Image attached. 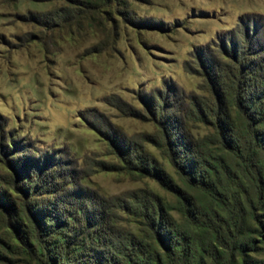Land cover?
<instances>
[{
	"label": "rangeland",
	"instance_id": "1",
	"mask_svg": "<svg viewBox=\"0 0 264 264\" xmlns=\"http://www.w3.org/2000/svg\"><path fill=\"white\" fill-rule=\"evenodd\" d=\"M260 73L264 0H0V264L64 261L54 244L74 264L166 255L159 212L183 263L243 264L255 239L264 264V150L237 97L257 99ZM185 160L207 164L202 186Z\"/></svg>",
	"mask_w": 264,
	"mask_h": 264
},
{
	"label": "trees",
	"instance_id": "2",
	"mask_svg": "<svg viewBox=\"0 0 264 264\" xmlns=\"http://www.w3.org/2000/svg\"><path fill=\"white\" fill-rule=\"evenodd\" d=\"M257 80L260 82V85L258 86L259 90H257V91L255 90L257 93L256 94L257 99H255V101L253 99H250V98H244L243 99L239 93L237 95L238 103H239L240 107L242 108L240 110V113L238 114L240 121L242 122L241 129L246 131L247 140H248V142H246V143L248 144L250 151H252V149L253 150H258V149L264 150V130H262L261 132L257 131L258 127H262L264 129V75H263V73H260L257 76ZM251 97H252V94H251ZM249 102L250 103L256 102V106L254 108L249 106L250 107L249 108L248 107ZM245 108L247 110H245ZM251 113H256V114H254V116H253ZM233 139H234V141L232 142V144L229 143V144H226L225 146H227V148L231 150V151H229V153L230 152L231 153L237 152V154H238L240 142L235 140V138H233ZM246 143H244V144H246ZM255 146H257V147H255ZM254 147H255V149H254ZM197 155H199V154H197ZM200 155H202V154H200ZM205 157L206 156H204L202 158L204 159ZM184 162H185V164L182 165L179 170L182 173H185V175H188L187 177H190L188 179L190 184L192 183L193 186H197V187L202 186L203 185V179H204V173L202 172V170H203L202 167L204 166L206 168L205 165H207V164H204V162L199 161L198 165L196 167H194L193 162L189 163V162H186V160ZM209 162L212 163V165H214L213 163H215V162L218 163V161H216V160L214 161V158H212ZM2 198H5V197L2 196ZM180 202L182 203V201H180ZM5 205L8 206L9 203L6 202ZM34 206L32 207V215H33V217H35V221H36L34 224L36 226L39 223L44 225V220L48 216L46 214H44L43 211L39 210L37 205L35 207ZM262 215L264 217V214H262ZM13 217L15 218L14 215H13ZM167 217L168 216L166 214H162L159 212V216L157 214H154L152 216L151 223H150V227L152 228L151 237H153V239L155 241H157V243H159V245L165 247L166 255H162L155 248L151 249L149 244H146L145 242H143V243H135L134 244L132 258H129L127 260H125V259L122 260L120 258L119 255H122V253L118 248L116 250V252L118 254H116L114 256L116 258L118 257L119 260H117V261H111V258H106L105 255H101V253L95 252L93 255L87 256V258H86L87 261L85 264H205L202 259L198 260L195 263L190 262L189 253L187 254V261L188 262H186V263L182 262V257H183L182 255L185 253L186 249L188 248L187 246L189 244V241H188V238L186 237V235H184L183 233H181L178 230L177 226L170 224L168 222ZM260 218H262L261 215L257 216L258 221L260 220ZM34 224H32L31 226L34 227ZM57 224H60V222H57ZM169 225H172V226H169ZM56 241H57V239H56ZM72 241H75L73 245H76V246H74L75 248H72V249H74L75 251H79V254H81L82 244H77L78 242H76V241H78V240H76V237H72V238L66 237L65 244L69 245ZM255 242H256V240L253 239L251 242L247 241V242H244V244L240 245V248H239L240 254L244 259L243 264H250V262H249V260L251 259L250 253L257 251ZM54 243H56V242H54ZM53 248L55 249L54 250L55 252L59 251V252H61V255L66 257V259L64 261L59 260L58 263H56V264H74L73 262H71L72 260H69V259L74 258L77 254L76 253L68 254L69 253L68 246L64 245V246H60V248H58L57 245L54 244ZM56 258H57V255H55L53 257V259H56ZM253 263L259 264V263H256L255 261H253Z\"/></svg>",
	"mask_w": 264,
	"mask_h": 264
}]
</instances>
